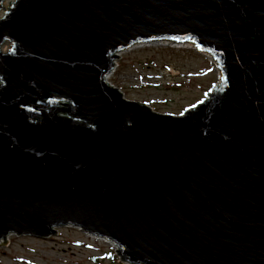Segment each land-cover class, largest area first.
<instances>
[{
	"label": "water",
	"instance_id": "water-1",
	"mask_svg": "<svg viewBox=\"0 0 264 264\" xmlns=\"http://www.w3.org/2000/svg\"><path fill=\"white\" fill-rule=\"evenodd\" d=\"M153 43L220 73L181 116L108 81ZM62 227L127 264H264V0H0V243Z\"/></svg>",
	"mask_w": 264,
	"mask_h": 264
},
{
	"label": "rangeland",
	"instance_id": "rangeland-1",
	"mask_svg": "<svg viewBox=\"0 0 264 264\" xmlns=\"http://www.w3.org/2000/svg\"><path fill=\"white\" fill-rule=\"evenodd\" d=\"M119 57L109 83L127 100L164 115H183L220 81L212 57L191 46L137 45ZM6 242L0 243V264H127L117 247L74 227L59 228L48 239L11 235Z\"/></svg>",
	"mask_w": 264,
	"mask_h": 264
},
{
	"label": "bare ground",
	"instance_id": "bare-ground-1",
	"mask_svg": "<svg viewBox=\"0 0 264 264\" xmlns=\"http://www.w3.org/2000/svg\"><path fill=\"white\" fill-rule=\"evenodd\" d=\"M184 46H191V45H184ZM191 48H193L194 49V47L193 46H191ZM211 57V56H210ZM212 60H213V58H212ZM214 62V61H213ZM96 239H98V240H103L104 242H106L107 244H109V245H112L109 241H107V240H105V239H103V238H97V237H95ZM112 246H114V245H112ZM115 247V246H114Z\"/></svg>",
	"mask_w": 264,
	"mask_h": 264
}]
</instances>
